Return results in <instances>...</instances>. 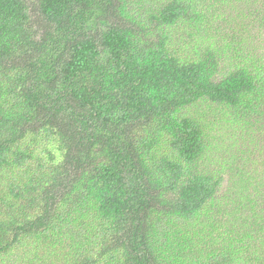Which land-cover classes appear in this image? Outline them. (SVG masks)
<instances>
[{"label": "trees", "instance_id": "16d2710c", "mask_svg": "<svg viewBox=\"0 0 264 264\" xmlns=\"http://www.w3.org/2000/svg\"><path fill=\"white\" fill-rule=\"evenodd\" d=\"M200 1L0 0V261L66 227L62 264H264L261 159L225 178L193 115H264V0L226 46Z\"/></svg>", "mask_w": 264, "mask_h": 264}, {"label": "rangeland", "instance_id": "374dc122", "mask_svg": "<svg viewBox=\"0 0 264 264\" xmlns=\"http://www.w3.org/2000/svg\"><path fill=\"white\" fill-rule=\"evenodd\" d=\"M211 2L212 4L208 5ZM247 3L248 1L241 2L240 0H230L227 2L222 0L220 2L217 0H201L199 5L205 11L212 28H215L209 34L206 43L211 44L216 42L219 46H226L228 39H239L238 30L244 31L247 37L250 34L249 27H246L247 23L241 25L248 20H244L246 8L248 7ZM252 27L255 29V26L252 25ZM262 27L261 32L264 35V25ZM189 38V35L184 33L186 44L183 48V54L187 56H190L191 53L187 52H191L192 47V42L190 43ZM253 41V47L260 49L257 45L264 46L262 39L254 38ZM231 113V110H224L206 101L198 103L193 111V115L205 126L206 143L209 144V149L205 154L207 163L212 162L211 166L213 167L217 165V162H224L225 173L223 172V175L226 178L231 173L228 169L229 165L231 168H235L236 164L244 163L246 158L248 165H250V161L256 160L259 156V159H261L259 160V164L253 167L250 165V168L244 166V169L247 171L256 168L259 172H262L264 170V115L257 116L252 114V119H250L252 123L245 124L243 121L238 122L237 119L239 117L234 118ZM227 183L228 180L226 179L223 187ZM1 186L2 183L0 182ZM78 216L77 210H74L69 215L73 219V227L78 221L83 220V218ZM72 226H69V228ZM55 230L45 232L39 235L38 238L27 240L23 247L11 253V255L5 256L0 261V264L68 263V260H64V256L67 257V250L70 246L68 229L65 227L62 229L56 228Z\"/></svg>", "mask_w": 264, "mask_h": 264}]
</instances>
